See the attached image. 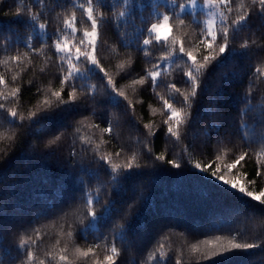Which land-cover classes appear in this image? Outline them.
Returning <instances> with one entry per match:
<instances>
[{
  "label": "snow or ice",
  "instance_id": "snow-or-ice-1",
  "mask_svg": "<svg viewBox=\"0 0 264 264\" xmlns=\"http://www.w3.org/2000/svg\"><path fill=\"white\" fill-rule=\"evenodd\" d=\"M0 264H264V0H0Z\"/></svg>",
  "mask_w": 264,
  "mask_h": 264
},
{
  "label": "trees",
  "instance_id": "trees-1",
  "mask_svg": "<svg viewBox=\"0 0 264 264\" xmlns=\"http://www.w3.org/2000/svg\"><path fill=\"white\" fill-rule=\"evenodd\" d=\"M156 119L158 121L159 120V117L157 116ZM176 150L178 151L179 150V147H177ZM14 161H15V157L13 158V162ZM14 163L18 164L21 168H25V162H23V161H15ZM25 171H27L26 168H25ZM188 175L191 176V177H199L202 174L193 169L191 172L188 173ZM156 195H157L158 198H161V199H163L165 197L171 198V197H177L178 196L177 193H175V192H169L166 189H160L159 191H157ZM243 199L244 198H241V201H243Z\"/></svg>",
  "mask_w": 264,
  "mask_h": 264
}]
</instances>
